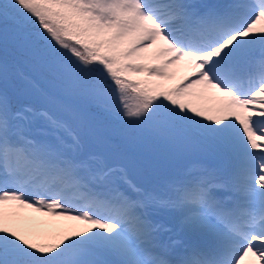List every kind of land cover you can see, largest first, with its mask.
Listing matches in <instances>:
<instances>
[{"label":"snow or ice","instance_id":"obj_1","mask_svg":"<svg viewBox=\"0 0 264 264\" xmlns=\"http://www.w3.org/2000/svg\"><path fill=\"white\" fill-rule=\"evenodd\" d=\"M0 24L5 49L11 31L38 71L115 124L216 160L163 194L122 188L125 168L89 150L120 128L86 121L32 80L45 107L0 90V264H264V0H0ZM179 66L187 73L169 83ZM225 190L239 197L232 208ZM25 209L82 227H22Z\"/></svg>","mask_w":264,"mask_h":264},{"label":"rangeland","instance_id":"obj_2","mask_svg":"<svg viewBox=\"0 0 264 264\" xmlns=\"http://www.w3.org/2000/svg\"><path fill=\"white\" fill-rule=\"evenodd\" d=\"M218 1H222L223 3L231 2V0ZM27 34L28 32L23 33V35L25 36H27ZM8 43L17 45L16 43H14V34L11 31H9L8 33ZM151 51L152 50L150 49L149 54L151 53ZM4 60L6 59H0V63H2ZM6 61L8 65L7 76L5 78L0 75V88L11 92L12 95L16 98L14 104H17L18 106L24 104H31L37 108L45 107L46 105L42 103L38 94L35 92L34 89H32L31 85L28 83V81L32 79H30V77L28 76L23 75V71H19L18 68L11 63L10 60ZM10 67L12 68V76L8 71ZM31 69H34V67H32ZM169 70L175 72L174 78L169 81V83L178 82L181 77H183L187 72V70H175L174 67L170 68ZM34 75L36 76V83L39 85V87L56 95L62 105L81 111L79 110L80 107H74L72 106V103H77L76 105H80V99H84L86 97H84L83 95L75 94L72 90L66 91L64 85L60 84L59 82H53L52 79L43 77L38 73H35ZM130 75L142 78L144 74L130 73ZM17 80H21V83L18 85L16 84ZM87 104L90 103L87 101ZM81 113L86 116L85 110H82ZM113 124L115 125L114 122L111 123V125ZM112 140L113 139L111 138V140L104 145H97L95 142H91L89 150L92 152H98L104 157H106L105 162L108 164L109 167L121 166L125 168L126 176L121 177V174L117 173V179L119 180L122 188H129L130 185H134L136 188H139L145 192L163 194L167 190L168 184L175 179L181 178L191 166L195 164H205L208 166H214L216 164L214 156L208 149L202 146L198 150L194 151L188 149L181 155L182 161H187L188 158L193 159V161H199L191 164L184 162L183 164L176 167V169L174 170V175L171 176L169 174L157 178L154 177L153 174L147 173L153 170V168L150 167L147 161H145V159L141 157L142 153L140 151H136V149H133L135 151L133 154L125 155L120 151V148L117 149V146H115V144L111 142ZM145 148L149 149V146H145ZM204 156L206 158H204ZM186 164L189 165L186 166ZM135 177H138L139 179L135 180ZM140 179H146L148 181L147 185H149L150 187L148 189L144 188L140 184ZM128 182H130V184ZM22 214L24 217L30 218V220L22 222V227L36 226L43 231L51 232L54 234L70 232L74 228L82 227V225H80L76 221L64 220L58 217L50 216L46 213L35 212L31 209L23 210ZM245 264H259V262L256 260L255 257H251L250 261L245 260Z\"/></svg>","mask_w":264,"mask_h":264},{"label":"trees","instance_id":"obj_3","mask_svg":"<svg viewBox=\"0 0 264 264\" xmlns=\"http://www.w3.org/2000/svg\"><path fill=\"white\" fill-rule=\"evenodd\" d=\"M28 32L27 36L31 37V32L30 31H25ZM3 37V25L0 24V38ZM42 46V42H41ZM6 59L10 60L11 63L14 66H18L20 69H26L24 71L25 74H28L27 76L30 77V79L34 80L36 79V76L34 75L35 73H38L39 75H42L43 77L52 79L47 73H42L38 70L35 72H32L30 68L36 67L34 66L33 61L29 58V56L25 53L23 48L13 45V44H7V48L5 49L3 44H0V59ZM10 75L12 76V68L10 67L8 69ZM42 78V77H41ZM21 80H17L16 84H20ZM9 97H11V94H9ZM77 103H72V106H77ZM81 108H85L88 111V114L91 116L93 121L97 123L98 125L102 123H107L112 122L110 119L105 117L101 112L96 109L95 107L90 106L87 104V99H80V105ZM121 132L123 135L120 136H115L114 137V142L116 143L117 146H120V150L123 153H129L134 151L133 149H137L140 147L141 141L139 140H149L152 138L153 140L155 139L154 137L157 136L156 133L149 131L145 129L142 126H135V125H119ZM107 129H113L116 127H110L107 125ZM141 153L144 154L142 158H145L147 163L150 164L151 166L155 167V171L159 175H164L167 173H171L172 169L177 167L180 163V161L176 164L177 160L181 156L184 147L181 143H173L164 147H161V155L156 150H146L142 147H140Z\"/></svg>","mask_w":264,"mask_h":264},{"label":"bare ground","instance_id":"obj_4","mask_svg":"<svg viewBox=\"0 0 264 264\" xmlns=\"http://www.w3.org/2000/svg\"><path fill=\"white\" fill-rule=\"evenodd\" d=\"M174 68H175V70H187L188 71V69L186 67H184V66H179V67H174ZM251 257L252 256L247 257L246 258V261H250L251 260Z\"/></svg>","mask_w":264,"mask_h":264}]
</instances>
